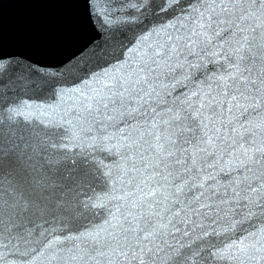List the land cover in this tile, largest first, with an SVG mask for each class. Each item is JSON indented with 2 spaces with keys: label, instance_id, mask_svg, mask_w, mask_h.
Listing matches in <instances>:
<instances>
[{
  "label": "snow or ice",
  "instance_id": "6c2138e0",
  "mask_svg": "<svg viewBox=\"0 0 264 264\" xmlns=\"http://www.w3.org/2000/svg\"><path fill=\"white\" fill-rule=\"evenodd\" d=\"M75 3L0 42V264H264V0Z\"/></svg>",
  "mask_w": 264,
  "mask_h": 264
},
{
  "label": "water",
  "instance_id": "95a60500",
  "mask_svg": "<svg viewBox=\"0 0 264 264\" xmlns=\"http://www.w3.org/2000/svg\"><path fill=\"white\" fill-rule=\"evenodd\" d=\"M85 26L75 0H3L0 42L8 52L51 59L71 48Z\"/></svg>",
  "mask_w": 264,
  "mask_h": 264
}]
</instances>
